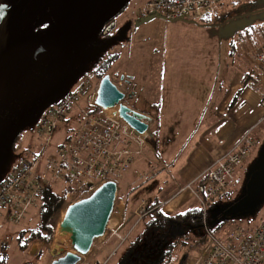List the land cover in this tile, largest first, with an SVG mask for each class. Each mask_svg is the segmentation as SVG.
Returning a JSON list of instances; mask_svg holds the SVG:
<instances>
[{"label":"rangeland","instance_id":"374dc122","mask_svg":"<svg viewBox=\"0 0 264 264\" xmlns=\"http://www.w3.org/2000/svg\"><path fill=\"white\" fill-rule=\"evenodd\" d=\"M4 1L7 10L3 23L9 35L2 54L19 49L30 36L43 31L48 26L45 23L50 21V0ZM140 1L75 0L65 11L71 17L72 25L79 26L81 22H86L83 31L74 35L70 45L60 50L38 51L12 77L0 94V181L11 173L24 156H29L30 152L27 151L39 152L42 158L56 153L58 144L74 123V113L57 123L48 142L47 136L38 133V124L53 103L87 79L92 81L95 89L80 93L76 105L85 108L87 100H94L92 93L96 90L98 79L89 74L90 51L107 39L112 40L107 48L116 49L117 52L113 64L107 68V72L113 76L112 80L119 85L120 73L132 74V83L135 82V85L129 87H134L142 95V99H134L133 103L141 110L153 112L150 133L141 136L145 140L142 150L148 157H153L157 150L163 154L161 136H164L163 141H166L170 152L173 150L176 153L197 120L202 123L210 113L211 102L214 103L219 96L218 89L229 81L237 80L238 73H243L249 65L257 66L250 40L238 41L237 31L247 27L253 28L256 33V27L264 24V0H224L219 7L223 13H219L211 22L208 20L219 10L196 19V23L170 21L155 16L132 28L135 20L133 10ZM116 14V27L110 36H104L102 29L107 18L115 17ZM231 40L235 42L233 57L228 56ZM254 40L257 44L258 39ZM150 101H154L153 106L149 104ZM203 109L202 117L200 114ZM254 135L260 140L239 166L236 186L233 183L231 185L233 192L240 188L238 193H242L234 202L238 211L252 221H256L264 210V123L255 130ZM154 145L157 148L155 151ZM170 154L163 155L167 157ZM141 156L146 164L162 166L142 154L134 155L135 158ZM159 161L161 163L163 160ZM162 163L165 164L164 161ZM131 169L123 171L124 176L115 178L117 184L136 180ZM63 188L60 181L52 183V189L59 194H62ZM256 194L260 195L257 197ZM70 202L60 196L49 220L53 228L51 242L32 241L33 245L37 242L40 248L31 251L30 243L27 247L30 255L26 248L19 246L17 237L20 235L21 240L25 239L30 227L36 225L39 207L32 206L19 223L8 222L0 217L2 264H50L51 259L62 254L58 252L60 247L73 250L68 236L59 228V221ZM114 209H118V200L114 201ZM110 218L105 233L93 240L89 251L77 264H112V258L108 260L112 243L106 244L107 240L114 237L110 235L114 225L112 216ZM20 230L24 231L23 235ZM125 230L127 228L120 232ZM115 239L113 242L119 239L118 235ZM187 247L174 251L171 264L184 258Z\"/></svg>","mask_w":264,"mask_h":264},{"label":"built area","instance_id":"2783aa9c","mask_svg":"<svg viewBox=\"0 0 264 264\" xmlns=\"http://www.w3.org/2000/svg\"><path fill=\"white\" fill-rule=\"evenodd\" d=\"M221 1L142 0L135 5L133 12L136 18L159 13L168 18L196 20L212 12ZM260 38V44L253 47V56L258 68L264 70V24L261 25ZM91 88L93 83L87 79L49 107L38 124V133L47 136L46 142L50 140L57 123L66 119L74 108L80 111V122L66 131L55 154L46 158H42L39 152L25 156L0 181V217L19 223L32 206H38L42 189L52 188L55 181L69 187L61 196L73 201L79 198L82 188L89 193L101 181L121 176L135 154L147 156L142 150V134L123 121L117 106L111 110V107L97 105L94 100H87L88 108L76 105L79 94ZM92 94L95 97V91ZM261 102L264 104V86ZM247 153L248 145L241 139L223 157L208 165L201 176L204 177L203 186L194 188V194L204 210L208 199L224 192L234 168ZM148 158L157 165L165 166L157 158ZM209 235V248L194 264H263L264 217L251 233L237 227L224 239L213 233Z\"/></svg>","mask_w":264,"mask_h":264},{"label":"crops","instance_id":"0c3cea01","mask_svg":"<svg viewBox=\"0 0 264 264\" xmlns=\"http://www.w3.org/2000/svg\"><path fill=\"white\" fill-rule=\"evenodd\" d=\"M223 3L224 0L211 12L213 13L216 9L217 11L219 10L215 14L213 13L212 18L208 22L215 19L219 13H223L219 8ZM256 38L258 39V44L261 38L259 35ZM247 39H250V37H247ZM250 42L252 41L250 40ZM257 44L255 43V45ZM251 46L254 47V43H251ZM229 53V57L234 56V53L232 56ZM238 76L237 80L229 81L218 89L219 96L214 103L211 102L210 108H212L210 109V113L202 123L199 119L197 120L198 130L185 145V141L189 136L188 134L183 143L184 146L182 147L183 144L180 145L176 153H173V150L170 152V149L166 147V141H163L164 136H161L160 140L164 145L163 154L172 153L164 157L161 154L162 152L154 146L161 155V159L165 162V166L157 167L151 163L146 164L142 156L138 158L134 157L127 169L129 170L132 167L131 173L133 177H136V180H129V183L123 182L121 185L117 184L115 200H118V209L116 213L114 212L115 215L112 216L113 231L115 227L120 228L121 231L123 228H130L135 224L138 217V207L146 206L153 199L158 200V204L165 212L184 210L197 206L199 202L197 196L194 194V188L201 185L199 180L204 171L213 161L223 157L237 141L242 139V142L248 145V153L246 155L247 157L249 156L253 146L260 140L258 136L254 135L255 130L264 123V104L261 102V90L264 86V70L259 71L256 82L250 83L241 90L237 101L232 107H229L230 100L241 86L242 73L239 72ZM149 104L153 106L154 101H150ZM204 111L203 109L200 116H204ZM144 112L152 117V111L145 110ZM152 124L153 119L149 121V126ZM149 126L144 134L149 135ZM159 149L161 150V147ZM245 159L246 156L242 163L245 162ZM242 163L234 168L228 182V190L231 188L232 183L234 187L236 186L237 170ZM124 172H122L121 176H124ZM239 189L234 190V192L238 193ZM238 216L239 220L234 217H227L225 223L213 234L218 238L224 239L237 227L247 233H251L264 217V210L256 221H252L249 217L245 218L242 214H238ZM26 220H24V223ZM210 241L211 236L209 234L200 236L187 247L184 258H181L176 264H180L181 262H183L182 264H194L202 252L209 248ZM33 244L31 243L29 246L31 251L35 248L36 250L40 248L37 242L35 245ZM26 249L28 252V248ZM0 264H2L1 261Z\"/></svg>","mask_w":264,"mask_h":264},{"label":"water","instance_id":"95a60500","mask_svg":"<svg viewBox=\"0 0 264 264\" xmlns=\"http://www.w3.org/2000/svg\"><path fill=\"white\" fill-rule=\"evenodd\" d=\"M75 0H50L48 6L49 24L43 31L30 36L19 49L2 54L1 51L7 43L9 32L5 28L3 20L7 10L4 0H0V94L10 82L12 77L22 68L29 59L42 49L48 51L60 50L70 45L74 35L81 33L86 22H81L79 26L70 23L69 14L65 9L71 7ZM160 17L170 21L181 20L187 22H197L190 18H168L159 13H149L137 17L135 24L141 23L152 17ZM111 20L102 29L105 34L113 26ZM112 40L107 39L99 47L91 49L90 56L95 58L107 49L108 43ZM94 53V54H93ZM89 60H93L92 58ZM124 92L119 89L117 84L111 80L108 73H104L98 81L94 102L104 108L117 106L118 115L136 132L145 133L149 126L151 116L141 110L130 107L122 101ZM244 189V185L241 187ZM117 181L108 178L98 183L87 195L79 197L66 206L63 216L59 221L60 230L65 233L70 241L73 250H64L60 247L58 252L61 255L53 258L50 264H77L81 257L87 253L95 238L105 233L107 223L110 219L114 201L116 197ZM242 193H238L237 197ZM257 197L260 194H256ZM261 201V199H260ZM236 203L231 204L225 211L224 217H234L238 219Z\"/></svg>","mask_w":264,"mask_h":264},{"label":"trees","instance_id":"16d2710c","mask_svg":"<svg viewBox=\"0 0 264 264\" xmlns=\"http://www.w3.org/2000/svg\"><path fill=\"white\" fill-rule=\"evenodd\" d=\"M210 14L211 12L204 15L202 18ZM260 29L261 25L256 27V33H254L253 28L250 29L246 27L238 30L237 40L244 41L247 37H250L249 40L252 41L251 43L257 46L255 45L254 38H256L257 35L260 36ZM252 35H255V37H252ZM229 50V55L232 56L235 52L234 40H231ZM107 70L108 69H97V76L100 77L106 73ZM259 71L260 69L258 66L249 65L242 73L241 86L230 100L229 107L234 105L238 99V94L245 86L257 81V74ZM89 106L90 105L86 104L85 107L88 108ZM141 111L145 110L142 109ZM71 113H74L72 120L74 123L70 125L69 128L76 126L81 119L80 111L77 108H74ZM68 116H70V114ZM151 119H153V114ZM197 130L196 123L195 127L189 133L185 145ZM155 144H157V142H155ZM61 145L62 142L58 144V147ZM183 146L184 144L182 147ZM153 151H155V148ZM27 153H29V156L35 155L34 151L31 152L29 150ZM153 157L161 160V155L157 151H155ZM199 183L203 186L204 177H201ZM68 188V186H65L62 191L65 193ZM231 189L232 188L228 190L226 187L222 194L208 199L205 203V210L201 204L198 203L197 206L184 210L165 212L161 209L156 199H153L146 206L139 207L135 224L130 228L128 227L123 233H121L120 228L117 227H115L114 231L112 230L110 232V235L114 237L106 241V244L112 243V252L108 256V260L112 258V264H171L176 249H184L188 245L194 243L203 234L214 233L225 223V211L235 202L238 195ZM85 194L87 195L88 191L82 188L79 197L85 196ZM60 196L61 194L57 193L52 188L44 187L42 189L38 202V221L35 223L36 225L30 227L31 229L28 230L29 232L25 239L21 240L22 237L18 235L17 239L20 247L27 248L32 241H40L42 243L51 242L53 238V228L49 220L56 208ZM114 212L116 213L115 210H112L111 216L115 215ZM22 232L24 231L20 230V234ZM115 234L118 235V240ZM114 239L117 241L113 242Z\"/></svg>","mask_w":264,"mask_h":264},{"label":"flooded vegetation","instance_id":"af4514ba","mask_svg":"<svg viewBox=\"0 0 264 264\" xmlns=\"http://www.w3.org/2000/svg\"><path fill=\"white\" fill-rule=\"evenodd\" d=\"M116 17H117V14L115 15V17H108L107 18V21L105 22V25L107 23H109L111 20L114 21V24H113V26L111 27L110 30H108L105 34H103L104 36H110V34L112 33L113 29L116 27V25H117ZM134 19H136V17H134ZM45 24H49V22H47ZM138 24L139 23L135 24V22H133L132 28L138 26ZM122 41L123 40H121L120 42H122ZM115 50L107 48L104 51H102L99 55L95 56V58L93 60H91L89 74L94 79H98V81H99V78L102 76V75L100 77L97 76V69H107V68H109V66L111 64H113V61H114V59L117 56V52ZM106 73H108L110 75V78L112 80L113 76L109 72H106ZM132 76H133L132 74L125 75L124 73H120L119 74V79H118L119 85H117V86L119 87V89H121L124 92V97H123L122 101L125 102L130 107H133V108H136L138 110H141L140 108H138L133 103L134 99H137L138 101L140 99H142V95H139V91H136V89L134 87H129L130 85H135V82L132 83L133 82L132 81L133 80ZM144 142H145V140H144ZM142 146H143V144H142Z\"/></svg>","mask_w":264,"mask_h":264},{"label":"bare ground","instance_id":"6f19581e","mask_svg":"<svg viewBox=\"0 0 264 264\" xmlns=\"http://www.w3.org/2000/svg\"><path fill=\"white\" fill-rule=\"evenodd\" d=\"M114 107H115V106H112V107H111V108H109V109H111V110H112V109H115Z\"/></svg>","mask_w":264,"mask_h":264}]
</instances>
